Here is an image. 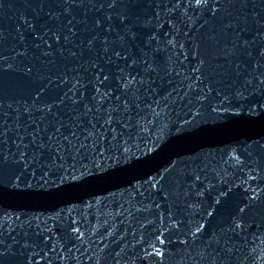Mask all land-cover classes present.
I'll list each match as a JSON object with an SVG mask.
<instances>
[{
    "label": "snow or ice",
    "instance_id": "obj_1",
    "mask_svg": "<svg viewBox=\"0 0 264 264\" xmlns=\"http://www.w3.org/2000/svg\"><path fill=\"white\" fill-rule=\"evenodd\" d=\"M5 6L3 0H0V8ZM259 6H264V0H261L260 4H256L255 0H187V6L184 8L181 7L180 0H176L172 7L165 8V12L171 14L176 9H181L182 15L188 17V29L181 36L180 26L173 19L167 18L171 31L161 37L159 30L163 26V21L160 12L156 13L155 20L149 18L143 21H139L133 14V9L143 7L140 0H38L36 4L38 8H62L64 19L61 18L60 12H48L50 20L55 21L54 24L50 25L45 21L38 25L36 18L21 16L23 26L18 25V31L21 32L20 41L23 47L15 48L10 55L6 30L0 28V185H8L12 188H56L65 183L83 181L93 175L94 170L102 173L117 164L130 162L138 152H141L139 142L141 132L149 121L144 115H137L133 119L131 114L127 116L125 114L131 111L129 96H134L137 100L141 99L138 95L139 88L145 84L151 86L147 74L149 71H156L157 65L154 57L148 53L142 58L134 54L129 41H136L142 35L136 31L137 27L155 29L144 37L145 43L152 47V51L167 53V74L172 77L168 83L174 84L163 95H158L157 89L153 88L152 94L156 98L144 105L151 112V125L157 117L167 116V119L162 120L157 132L167 127L168 122L173 119L168 116V110L170 105L177 101H186L185 106L191 113L188 118L181 117L176 121L180 131L196 127L206 114L219 115L229 112L240 114L245 110L244 102L248 97L253 92L264 89V19L257 20V27L261 30L257 31L251 40L241 35L251 30L246 17L242 18V27L234 22L224 25L225 28L229 26L239 28V31L233 33V42L226 54L237 56L243 51L247 58L252 59L251 67L247 72L241 71L244 62L237 61L234 71L240 82L234 80L236 87L225 93L219 87L214 88L213 81L206 74L208 58L200 53V38L188 36V30L195 23V19L188 16L187 8L199 9L201 16L207 11L212 18L226 15V10L229 8ZM74 7L107 8L116 11L107 13L104 18H96L91 27L81 29L78 27L81 21L72 14ZM154 7L159 8L160 4L157 2ZM113 15L123 25L122 28L114 25ZM253 16L258 17V14L253 13ZM208 22L205 20L200 28ZM25 30L31 34V47L39 50L40 55L37 59L41 60L43 67L54 63L53 59L43 58H54L57 54L61 58L66 57L81 62L60 64L59 68L62 70L56 73L41 72L40 67L32 61L35 53L29 49L28 37L24 35ZM112 33L116 35L112 36ZM207 39L215 42V34L210 33ZM188 40L192 41L191 55L196 58L195 64L190 68L187 67ZM97 41L102 45L100 55H97ZM257 46L258 53L255 52ZM21 57L29 61L23 64V67L17 63ZM141 64H143L142 69L137 71V66ZM9 71L23 72L33 81L47 80L42 87L38 86L31 90L30 103L28 100L23 101V113L28 114L26 122L21 120L22 113L19 108L12 116L11 122L9 121L11 114L5 110L6 102L3 97L7 94L4 89ZM113 79L116 80L119 88V92L115 95H113L115 89L110 86ZM254 80L259 82L258 86L249 90ZM54 81H59V84L53 85ZM65 84H70V87L64 89L58 98L51 100L42 98V94L49 87L59 88ZM89 85L94 89L90 97L86 94ZM180 89H184L182 95ZM136 107L143 111L139 103ZM65 109L72 113L70 117L62 115ZM255 109V104L247 107L250 114H255ZM34 112H38L39 115H33ZM27 137L30 139L26 140ZM158 140L159 137L152 143L155 144ZM144 147L147 149L148 145L145 144ZM184 159L192 160L195 157ZM236 159L239 161V156ZM108 161L112 163L109 164ZM178 163L179 160L169 163L139 187L135 186L132 195L127 200L122 199L120 208L115 212L111 210L101 213L99 207L97 208L98 215L108 218L127 213L124 222L129 224L134 223L137 216L141 218L138 228L134 227L132 230L131 247L136 249L142 246L143 256L148 260L158 256L161 262L163 261L165 242L172 243L166 233L174 234L176 240L184 245L197 241L209 218L216 212L217 206L232 193V186L229 185L227 189L219 191L213 197L211 204L190 202L187 206L189 211L185 216L177 214L173 206L174 202L170 198L167 201V209L161 206V202L154 203L159 198L151 194L159 190L158 185L163 188L161 181L175 169ZM10 165L14 169L11 175H9ZM190 175L191 186L196 189L197 182L204 178L196 167L190 169ZM22 180H26V183ZM41 181L43 183H40ZM211 188L212 184L206 183L204 188L196 191V195L203 198L205 192ZM146 192L151 195V199L145 197ZM137 194L140 199H137ZM164 195L167 197L168 193L165 192ZM262 196H264V188L259 184L255 188H245L235 204L230 220L219 231L243 236L250 227V222L245 216L246 210ZM97 204L101 205V202L97 201ZM87 207L89 210L93 207L91 202ZM21 216L25 218L20 219ZM157 221L159 225L153 228L151 241L145 242L143 229L145 226L156 224ZM56 222L63 226L64 231L54 238ZM84 222L83 215L79 220L72 218L71 209L67 218L63 210L52 216H44L43 219L41 214L21 213L6 233L3 231L0 233L3 235V238H0V264H33L37 257L45 260L47 264H53L55 260L69 259L67 255L61 253L68 241L83 240L85 233L80 229ZM108 222V219H105L103 224ZM114 227L113 225V229ZM113 229H110L106 235L110 236ZM14 230L16 235L12 237L11 242H8L7 233ZM138 230L139 239H137ZM97 232L98 228L92 227L89 234L96 236ZM207 240L216 244L221 243V237L216 231H213ZM224 243L227 245L228 241Z\"/></svg>",
    "mask_w": 264,
    "mask_h": 264
},
{
    "label": "water",
    "instance_id": "obj_2",
    "mask_svg": "<svg viewBox=\"0 0 264 264\" xmlns=\"http://www.w3.org/2000/svg\"><path fill=\"white\" fill-rule=\"evenodd\" d=\"M157 2L160 4L159 8L154 7ZM180 2L182 8L187 6V0H180ZM3 3L6 6L0 8V28L6 30L7 33L9 55L15 48L23 47L20 41L21 32L18 31V25L23 26L21 16L36 18L38 25L45 21H48L50 25L54 24L55 21L50 20L48 12H60L61 18L64 19L62 8L41 9L36 7L38 0H3ZM140 3L143 7L132 10L139 21L149 18L155 20L157 12L162 14L163 26L159 30L161 37L166 32L171 31L167 18L173 19L180 26L181 36L188 29V17L182 15L181 9H176L171 14L165 12V8L172 7L176 0H140ZM255 3L260 4L261 0H255ZM115 11L107 8L74 7L72 14L81 21L78 27L83 29L91 27L96 18H104L107 13H114ZM226 12V15H217L210 18V13L207 11L201 16L199 9L187 8L188 16L195 19V23L188 30V36H198L200 38V53L208 58L206 74L213 81L212 86L221 88L225 93L236 87V84L233 83L234 80L240 82L234 71L237 61L244 62L247 67L241 65V71L247 72L248 68L251 67L252 59L247 58L243 51L237 56L226 54L228 47L233 42V33L239 31V28L231 26L225 28L224 25L234 22L242 27V18L246 17L248 27L251 30L241 33V35L251 40L255 33L261 30L257 27V20L264 19V6L235 7L227 9ZM253 13H257L258 17L253 16ZM205 20L209 21L208 24L200 28ZM113 23L118 28L123 27L115 15H113ZM154 30V28L137 27L136 31L142 33V35L136 41H129L134 54L138 58H142L145 53H148L154 57V62L157 65L156 71H149L147 74L151 86L145 84L139 88L138 95L141 99L137 100L136 97L129 96L131 111L125 114L126 116L131 114L133 119L137 115H144L146 120L149 121L141 132L142 136L139 141L141 152H138L130 162L117 164L102 173H97L94 170L93 175L83 181L65 183L56 188H12L8 185H0V233L2 231L6 233L21 213L26 215L41 214L43 219L44 216H52L63 210L67 218L71 209L72 218L79 220L80 216L83 215L85 222L81 225L80 230L85 235L82 241L72 239L65 245L61 254L67 255L69 259L55 260L53 264H264V196L246 210L245 216L250 222V227L243 236L219 231L230 220L235 204L242 196L245 188H255L257 184L264 188V107H262L264 105V89L253 92L248 97L244 102L245 110L240 114L230 112L219 115L206 114L196 127L181 131L177 128L179 125L176 121L181 117L188 118L191 113L188 112V108L185 106L186 101H177V103L170 105L168 110V116L173 119L168 122L167 127L157 132V128L161 127L162 120L167 119V116L157 117L154 124L151 125V112L144 105L156 98L152 94L153 88L157 89L158 95H163L174 84L169 85L168 83L172 77L167 74V53L152 51V47L145 43L144 37ZM210 33L215 34V42L207 39ZM24 35L28 37L30 51L35 53L32 56V61L35 62L37 67H40L41 72L56 73L62 70L59 68L60 64L67 65L81 62L76 59L61 58L57 54L54 58H43L54 60L53 64L43 67L41 60L37 59L40 55L39 50L31 47V34L25 30ZM115 35L116 33H112V36ZM154 44L155 42H153ZM191 45L192 41L188 40L186 47L189 49L187 65L189 68L196 62V58L191 55ZM101 47V42L97 41V55L101 54ZM255 52H259L258 46ZM84 58H87V52ZM17 63L20 67H23V64L29 63V61L21 57ZM142 67L143 64L137 66L136 70L140 71ZM46 83V79L33 81L31 78L26 77L23 72L9 71L7 73L4 89L7 94L3 98L6 102L5 110L11 114L9 117L10 122L18 108L22 113L21 120L27 121L28 114L23 113V101L28 100L30 103L31 90L38 86L42 87ZM258 83L254 80V83L249 86V90L257 87ZM57 84H59V81L53 82V85ZM110 86L115 89L113 95L119 92L115 79L112 80ZM67 87H70V84H65L59 88L49 87L42 94V98L48 100L58 98ZM93 91L94 89L89 85L86 94L90 97ZM183 91L184 89H180L181 95ZM173 95L176 94L173 93ZM138 103L143 111L137 109L136 105ZM250 104L256 105L255 114L248 113L247 107ZM80 107H82V104ZM33 115L38 116L39 113L34 112ZM62 115L70 117L72 113L65 109ZM32 127H35V125H32ZM134 131L135 129H133ZM157 137H159V140L153 144L152 141ZM25 139L28 140L30 137ZM145 144L148 145L147 149L144 147ZM237 156H239V161L236 159ZM186 157H195V159H184ZM177 160H179V163L175 169L161 181L163 188L158 185L159 190L151 194L159 198L154 203L161 202V206L167 209V201L170 198L174 202L173 206L177 214L185 216V213L189 211L187 206L190 202H197L202 205L205 202L211 204L213 197L219 191L227 189L229 185L232 186V193L229 194L228 199L222 200L221 204L217 206L216 212L209 218L197 241L184 245L178 239L176 240L174 234L166 233L172 243L165 242L163 261L161 262V258L158 256L154 257L153 260H148L143 256L142 246H138L136 249L131 247L132 230L134 227L138 228V222L141 218L137 216L136 221L129 224L124 222L127 213L108 218L98 215L97 208L99 207L101 213L111 210L115 212L116 209L120 208L121 200H127L132 195L135 186L139 187L145 180L158 174L169 163ZM108 163L111 164L112 162L108 161ZM192 167H196L204 178L202 181L197 182L196 189H193L190 183L192 180L190 169ZM13 170L10 165L9 175ZM250 177H255V179H250ZM22 182L26 183V180H22ZM206 183L212 184V188L207 190L204 197L201 198L196 195V191L204 188ZM165 192L168 193L167 197L164 195ZM151 195L145 193L147 199H151ZM137 199H140L139 194H137ZM97 201H100L101 205L97 204ZM89 202L93 205L90 210L87 207ZM125 207H127L126 204ZM61 215L63 216V213ZM197 216H199V213H197ZM24 218L25 216L20 217V219ZM105 219L109 221L107 224H103ZM113 225L115 226L114 229ZM158 225L159 221L152 226H145L143 229L145 242L151 241L153 228L158 227ZM92 227L98 228L96 236L89 234ZM110 229H113L112 234L107 236L106 233ZM54 230L56 231L55 238L64 231V228L56 222ZM213 231H216L221 237L220 244L207 240V237ZM15 235V230L7 233L8 242H11L12 237ZM100 237H104V239H100ZM139 237L140 231L138 230L137 239ZM0 238H3L2 234H0ZM225 241H228L227 245H225ZM90 244L91 247H89ZM33 264H47V262L37 257Z\"/></svg>",
    "mask_w": 264,
    "mask_h": 264
}]
</instances>
